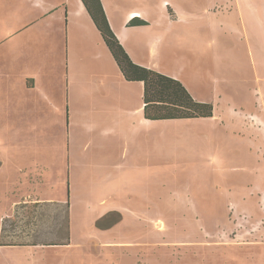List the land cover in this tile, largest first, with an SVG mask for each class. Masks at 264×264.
<instances>
[{
  "label": "rangeland",
  "instance_id": "rangeland-1",
  "mask_svg": "<svg viewBox=\"0 0 264 264\" xmlns=\"http://www.w3.org/2000/svg\"><path fill=\"white\" fill-rule=\"evenodd\" d=\"M115 1L126 8L150 6L159 33L169 30L163 21L166 5L190 12L208 0ZM11 6H19L20 13L27 9L21 0H0V31L12 22L7 16ZM18 17L25 18V13ZM183 27L176 24L171 29ZM218 34L214 37L222 47L219 55L225 64H204L208 77L195 81L199 95L213 101L215 116L156 121L154 152L145 151L137 157V151L127 150L121 134H115L110 126L113 117L107 111L99 112L100 126L89 130L80 117L82 103L75 102L71 123L65 95L64 119L49 116V137L59 142L66 162L70 145L75 149L76 170L65 176L58 200L70 203V243L0 246V264H264V187L260 189L258 181L250 180L248 172L239 171L235 159L232 110L238 106L233 104L232 36L229 32L223 33L224 37ZM193 47V61L213 60V47L207 54ZM11 50L0 48V63L40 64L48 60L67 64L62 47L59 54H48L49 58L42 50L35 55ZM181 52L169 47L164 64L183 63ZM248 66L240 64L241 79L247 77ZM213 73L218 80L209 76ZM214 90L222 92L220 99ZM99 95L104 97L102 92ZM248 103L247 96L241 100L243 107ZM141 137L147 142L149 133ZM53 151L56 146L50 147V153ZM152 162L156 163V180H150L154 173L147 170ZM123 174L144 176L114 178ZM246 202L250 206L239 210ZM32 205L27 201L12 211L16 228L9 226L10 237L56 240L61 232V207ZM100 221L106 226H100Z\"/></svg>",
  "mask_w": 264,
  "mask_h": 264
},
{
  "label": "crops",
  "instance_id": "crops-1",
  "mask_svg": "<svg viewBox=\"0 0 264 264\" xmlns=\"http://www.w3.org/2000/svg\"><path fill=\"white\" fill-rule=\"evenodd\" d=\"M21 2L27 7L25 12L20 13L19 6H11L7 11L12 22L0 31V48L11 47L12 53L34 55L42 50L49 58L48 54H59L62 47L67 52V64L48 60L40 64L0 63V227L2 219L10 217L21 203L63 202L58 201L59 188L63 189L65 176L76 170L75 149L70 145L66 162L59 142L50 140L49 116L54 118L56 114L64 119L65 95L71 123L75 102L82 103L80 117L86 122L84 128L89 130L100 126V111L109 112L114 133L121 134L125 148L137 151V157L145 151L156 150V121L189 120L145 118L143 82L124 77L82 0ZM102 3L114 32L134 62L180 79L201 101L210 102L196 89L195 81L202 82V77H208L204 64H225L219 55L222 47L214 35L231 34L233 104L238 106L232 110L235 159L239 161V171L248 172L250 180L259 183L250 185L263 188L264 0H208L190 12L166 5L163 21L169 30L159 33H156V15L150 6L126 8L115 0H102ZM24 13L25 18L18 17ZM138 19L148 23L131 24ZM176 24L184 25L183 29L173 31L171 28ZM193 45L201 49L200 54H207L206 50L213 47V60L193 61ZM169 47L182 50L183 63L164 64ZM240 64H249L245 80L241 79ZM209 76L218 80L215 73ZM101 92L104 97L99 95ZM213 93L219 99L222 96L220 90ZM246 96L247 108L241 106ZM145 132L149 133L147 142L141 137ZM54 146L56 151L50 153V147ZM136 170L139 174V169ZM147 170L154 173L150 180H156V163L152 162ZM136 174L114 178L130 180L139 179L133 176H144ZM246 206L250 203L238 209L244 210Z\"/></svg>",
  "mask_w": 264,
  "mask_h": 264
},
{
  "label": "trees",
  "instance_id": "trees-1",
  "mask_svg": "<svg viewBox=\"0 0 264 264\" xmlns=\"http://www.w3.org/2000/svg\"><path fill=\"white\" fill-rule=\"evenodd\" d=\"M82 1L100 30L124 77L129 81L143 82L145 118L151 120L192 119L212 117L214 115L213 103L195 98L180 79L133 61L114 32L102 0ZM147 23V21L142 19L131 21V24L134 25ZM41 205H56L61 207L62 217L59 237L54 241L11 238L8 234L10 230L9 226L10 228H16V222L10 216L5 217L2 221L0 246L65 245L70 243V203L45 202L41 204L34 202L32 206L39 207ZM25 206L29 205L26 203ZM31 215H34V213L31 212ZM99 225L102 227L106 226L102 221L99 222Z\"/></svg>",
  "mask_w": 264,
  "mask_h": 264
}]
</instances>
